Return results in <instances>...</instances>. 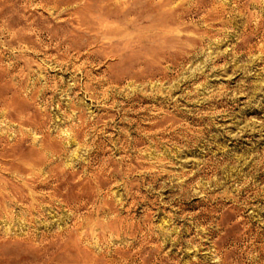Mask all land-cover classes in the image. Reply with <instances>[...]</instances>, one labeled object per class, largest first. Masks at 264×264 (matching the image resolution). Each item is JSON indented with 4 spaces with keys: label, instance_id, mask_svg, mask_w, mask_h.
<instances>
[{
    "label": "rangeland",
    "instance_id": "374dc122",
    "mask_svg": "<svg viewBox=\"0 0 264 264\" xmlns=\"http://www.w3.org/2000/svg\"><path fill=\"white\" fill-rule=\"evenodd\" d=\"M0 264H264V0H0Z\"/></svg>",
    "mask_w": 264,
    "mask_h": 264
},
{
    "label": "bare ground",
    "instance_id": "6f19581e",
    "mask_svg": "<svg viewBox=\"0 0 264 264\" xmlns=\"http://www.w3.org/2000/svg\"><path fill=\"white\" fill-rule=\"evenodd\" d=\"M9 166V165H8ZM55 174V173H54ZM52 176V175H51ZM18 177V176H17ZM40 178V177H39ZM10 194V193H9ZM13 194V193H12ZM19 196V195H18ZM15 198V197H14ZM8 199V198H7ZM22 200V199H21ZM42 200V199H41ZM9 201V200H8ZM15 201H17V200H15ZM14 201V202H15ZM31 201V200H30ZM39 201H40V199H39ZM7 202V201H6ZM15 203H17V202H15ZM27 205V204H26ZM35 208V207H34ZM30 209V208H29ZM33 210V209H32ZM30 212V211H29ZM2 214V213H1ZM45 238V237H44Z\"/></svg>",
    "mask_w": 264,
    "mask_h": 264
}]
</instances>
